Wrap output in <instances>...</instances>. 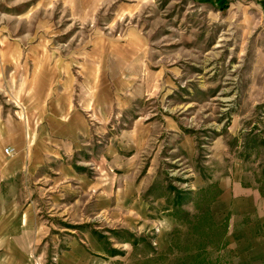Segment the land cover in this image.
<instances>
[{
  "label": "rangeland",
  "instance_id": "1",
  "mask_svg": "<svg viewBox=\"0 0 264 264\" xmlns=\"http://www.w3.org/2000/svg\"><path fill=\"white\" fill-rule=\"evenodd\" d=\"M0 264H264V0H0Z\"/></svg>",
  "mask_w": 264,
  "mask_h": 264
},
{
  "label": "crops",
  "instance_id": "2",
  "mask_svg": "<svg viewBox=\"0 0 264 264\" xmlns=\"http://www.w3.org/2000/svg\"><path fill=\"white\" fill-rule=\"evenodd\" d=\"M36 114H33L32 116H34ZM64 123L66 121H63ZM28 141H29V135H28ZM30 144H31V141H29ZM54 145H63V144H68L69 146L67 147L68 149L69 148H72V142H68V141H63V140H59L56 142L53 143ZM55 145V146H56ZM54 146V147H55ZM42 147V146H41ZM39 147V150H36V151H32V148L31 149H26L25 151L21 152V153H18V152H11L8 156V158H6V162L9 164V167L12 168V166L16 163V161H20L19 162V168L22 169L23 168V161L27 162L26 163V166L27 167H33V166H39L41 164H43L44 161H46L47 159H45V156L46 155H52V153L54 151H56L57 153L60 152L59 149H52V148H45V145H44V148H41ZM63 147V146H61ZM60 148V146L58 147ZM74 148V146H73ZM41 149V150H40ZM49 149V150H48ZM51 149V150H50ZM53 151V152H52ZM5 160V159H4ZM59 171H65L68 173L69 176L74 177V171L71 170L69 167H66V166H63V165H60Z\"/></svg>",
  "mask_w": 264,
  "mask_h": 264
},
{
  "label": "built area",
  "instance_id": "3",
  "mask_svg": "<svg viewBox=\"0 0 264 264\" xmlns=\"http://www.w3.org/2000/svg\"><path fill=\"white\" fill-rule=\"evenodd\" d=\"M3 153L5 154V155H8L9 153H10V149H8V148H4L3 149Z\"/></svg>",
  "mask_w": 264,
  "mask_h": 264
}]
</instances>
